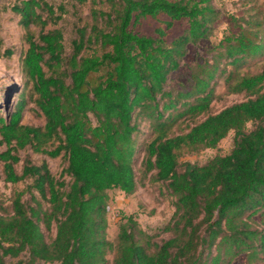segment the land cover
<instances>
[{
	"label": "trees",
	"instance_id": "obj_1",
	"mask_svg": "<svg viewBox=\"0 0 264 264\" xmlns=\"http://www.w3.org/2000/svg\"><path fill=\"white\" fill-rule=\"evenodd\" d=\"M70 1L87 6L89 20L77 27L67 58L55 27L63 5L56 10L46 0H16L10 6L27 44L21 71L44 124L20 122L24 91L0 116L3 180H32L30 201L14 192L11 213L0 214V264H231L242 253L247 264L263 261L264 68L240 69L263 61L264 0L231 17L210 58L193 63L188 84L178 88H167L169 75L180 67L188 43L212 34L220 15L212 0ZM142 18L165 29L186 19L187 27L167 43L160 26L157 37L133 32L130 25ZM12 54V48L2 50L0 38V58ZM220 78L227 94L246 99L211 113ZM231 131L228 154L177 169L183 150L215 148ZM27 146L61 156L65 165L58 176L45 160L24 159L18 173L16 150ZM148 176L174 197L166 228L172 236L153 242L129 215L110 241L108 190L132 194ZM41 224L48 231L54 225L50 242ZM23 253L27 261H4Z\"/></svg>",
	"mask_w": 264,
	"mask_h": 264
},
{
	"label": "rangeland",
	"instance_id": "obj_2",
	"mask_svg": "<svg viewBox=\"0 0 264 264\" xmlns=\"http://www.w3.org/2000/svg\"><path fill=\"white\" fill-rule=\"evenodd\" d=\"M16 0H0V38L2 40V50L5 48H12L13 54L10 57L0 58V116H5L6 110H12L15 102L17 101L18 94L22 91L25 92V98L27 100L24 109L22 110L21 123L42 126L44 124V118L41 113L36 109L34 103L30 99L31 84L27 82L25 76L21 71V57L27 44L24 40V30L18 24V16L11 10L10 6L15 3ZM49 4L53 5L57 10L59 5H63L64 11L62 18L58 21L55 27L61 29L63 34V56L67 58L72 49V40L76 37L77 27L85 26L88 23V7L85 5H79L78 3L70 0H46ZM261 0H212V4L219 9L220 15L213 24L212 34L206 38L201 39L196 44L188 43L186 45V52L182 58L180 67L171 72L167 88H178L186 86L190 77L191 65L195 62H201L210 58V54L213 47L219 42L224 31L230 24L232 16H239L248 6L253 3L261 5ZM167 19L166 16H161V20ZM161 27L165 30L164 40L168 43L175 36L182 33L187 27V20L181 19L175 21L171 28L165 29V25L160 22H148L147 19H140L134 24L130 25L133 32L139 35L157 37L156 28ZM47 29L51 26H47ZM31 29L38 33L39 28L34 26ZM263 61L258 60L249 61L244 67L240 69V73L249 72L253 73L264 68V56ZM230 66L227 67V70ZM219 82L216 85V95L218 96L211 102L210 112L214 113L222 109L223 107L235 102L246 99L244 94L225 92V86L223 78L218 79ZM185 123H181L180 127H183ZM251 128V125H249ZM233 131L229 132L215 148H204L196 151L183 150L178 158V170H182L185 162L193 164H204L209 159L217 154H228L233 147ZM6 149L4 143H0V152ZM16 154L19 157V162L15 164V170L19 173L21 171L22 162L24 159H29L32 163L39 164L45 160L49 166L51 173L58 176L59 172L65 165V162L61 156L50 158L44 154H38L31 151L27 146L23 149L16 150ZM143 153L140 154V158ZM136 175L140 176L139 163L136 164ZM66 181H69L68 176H64ZM32 183L31 179H25L17 183L5 182L2 177V161L0 160V214L8 215L11 213V198L14 192H22V199L30 201V193L27 190V186ZM34 193L36 198H39V194ZM110 196L109 211L107 213L108 228L107 238L115 242L118 233V225L123 217L131 215L137 222L138 226L150 235L153 242H161L172 236V231L166 229L171 218L174 208V197H172L166 190V186L163 182H150L149 176L143 180V183L137 186L136 190L132 194H125L119 189L108 190ZM44 203V202H43ZM33 204V202H30ZM44 205H47L44 203ZM41 229L44 232L45 239L50 242L55 234V227L53 225L51 230L45 229L41 224ZM113 252L108 255L109 260L113 258ZM28 260L26 254H21L18 257L6 256L4 261L6 263H14L17 260ZM40 264H52L49 262L41 261ZM231 264H247L245 253L239 254L235 257ZM258 264H264V260L258 262Z\"/></svg>",
	"mask_w": 264,
	"mask_h": 264
}]
</instances>
